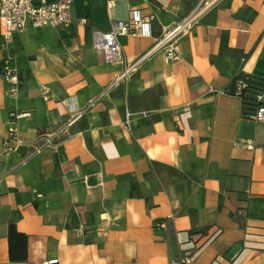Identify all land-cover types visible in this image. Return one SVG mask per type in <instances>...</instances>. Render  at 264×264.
Listing matches in <instances>:
<instances>
[{
  "label": "crops",
  "instance_id": "1",
  "mask_svg": "<svg viewBox=\"0 0 264 264\" xmlns=\"http://www.w3.org/2000/svg\"><path fill=\"white\" fill-rule=\"evenodd\" d=\"M202 1L73 0L69 28L0 50V72L10 59L20 76L14 98L0 75V264H264V123L233 84L264 78V0H206L179 60L159 53L113 84ZM137 13L155 21L119 39L124 65L106 63L94 33ZM11 127L22 145L6 153ZM10 224L25 263L10 262Z\"/></svg>",
  "mask_w": 264,
  "mask_h": 264
},
{
  "label": "built area",
  "instance_id": "2",
  "mask_svg": "<svg viewBox=\"0 0 264 264\" xmlns=\"http://www.w3.org/2000/svg\"><path fill=\"white\" fill-rule=\"evenodd\" d=\"M116 0H108L109 5H114ZM146 1V0H143ZM213 7L212 2L203 0L202 3L184 20L165 29L157 39L154 46L133 64L124 65V52L119 39L123 36H138L148 30L155 21L154 15L143 16L136 14L130 21H120L112 25L109 32L94 33V49L104 56V61L108 64H123L122 74L117 77L113 84L127 81L138 71L141 64L148 58L159 53H165L167 58L176 61L180 59L178 44L180 40L199 23L202 15ZM73 0H0V50L5 48L16 34L25 32L28 28L44 29L47 27L69 28L73 24L72 17ZM1 77L9 84L10 96L16 98L19 92L20 76L17 69L12 65L10 59L2 62ZM249 77L240 76L234 80V95L242 97L244 92L249 89ZM45 100H48L49 89L43 87ZM257 101L261 103L256 112L251 116L255 121L264 123V94H258ZM84 114L80 111L75 117L62 128V133L66 128L71 127L77 119ZM24 114L12 113L11 120H19ZM130 117L126 116V126L130 127ZM52 137H46L44 142L37 145L33 154L39 153L43 148L53 145ZM22 143L19 140L17 128L11 127L4 142V151L10 153L18 149ZM159 227H166V221L157 224ZM45 264H54L51 262ZM172 264H191V254H187L180 260L173 261Z\"/></svg>",
  "mask_w": 264,
  "mask_h": 264
},
{
  "label": "trees",
  "instance_id": "3",
  "mask_svg": "<svg viewBox=\"0 0 264 264\" xmlns=\"http://www.w3.org/2000/svg\"><path fill=\"white\" fill-rule=\"evenodd\" d=\"M249 77V89H247L242 97L244 102L245 112L251 113V116L256 112L261 105L257 101L258 94H264V78ZM234 84V82H233ZM8 242H9V257L12 263H25L28 261V235L17 230L14 224H10L8 228Z\"/></svg>",
  "mask_w": 264,
  "mask_h": 264
}]
</instances>
